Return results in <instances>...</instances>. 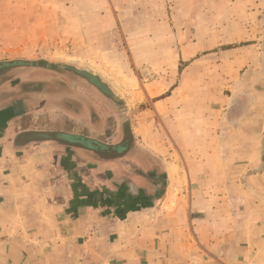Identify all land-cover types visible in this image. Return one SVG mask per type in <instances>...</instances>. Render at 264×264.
<instances>
[{
	"label": "crops",
	"instance_id": "1",
	"mask_svg": "<svg viewBox=\"0 0 264 264\" xmlns=\"http://www.w3.org/2000/svg\"><path fill=\"white\" fill-rule=\"evenodd\" d=\"M229 1L227 10L238 16L228 22L264 26L258 17L264 0ZM12 11L18 9L6 5L1 12L2 49L15 52L7 55L12 59L30 58L13 45L36 40L12 37L31 25L18 26ZM6 64L0 68L6 255L10 237L34 236L49 237L54 254L67 252V261L52 256L56 264H264V102L254 103L259 114L252 115L238 95V107L220 118L174 107L164 96L152 103L153 120L129 123L106 90L77 70ZM175 165L187 173L177 187Z\"/></svg>",
	"mask_w": 264,
	"mask_h": 264
},
{
	"label": "rangeland",
	"instance_id": "2",
	"mask_svg": "<svg viewBox=\"0 0 264 264\" xmlns=\"http://www.w3.org/2000/svg\"><path fill=\"white\" fill-rule=\"evenodd\" d=\"M6 5L18 9L9 14L18 26L31 25L26 34L17 30L12 38L27 35L36 41L15 43L16 52L30 58L12 59L7 55L15 52L2 49L0 36L1 69L25 62L77 70V76L85 74L87 82L106 90L129 123L153 120L152 103L164 96L172 97L174 107L181 104L198 116L220 118L232 105L238 107V95H243L245 113L252 115L259 114L255 105L264 102V26L228 22L238 16L227 10L229 0H0L1 23ZM258 17L264 23V10ZM77 76L74 83H81ZM157 129L162 130L159 123ZM175 169L174 185L187 183V173ZM12 224L17 228L18 219ZM48 238L12 236L8 241L14 250L8 256V242L0 237V264H56L55 255L67 261V252L49 251Z\"/></svg>",
	"mask_w": 264,
	"mask_h": 264
},
{
	"label": "trees",
	"instance_id": "3",
	"mask_svg": "<svg viewBox=\"0 0 264 264\" xmlns=\"http://www.w3.org/2000/svg\"><path fill=\"white\" fill-rule=\"evenodd\" d=\"M88 142L91 143L90 146H92V147H96L97 148V146H99V142L98 141L88 140Z\"/></svg>",
	"mask_w": 264,
	"mask_h": 264
}]
</instances>
